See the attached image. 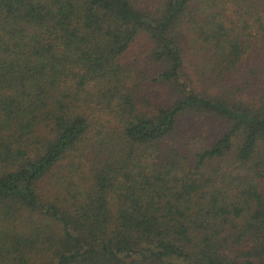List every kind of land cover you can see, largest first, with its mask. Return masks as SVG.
Instances as JSON below:
<instances>
[{"label": "trees", "instance_id": "trees-1", "mask_svg": "<svg viewBox=\"0 0 264 264\" xmlns=\"http://www.w3.org/2000/svg\"><path fill=\"white\" fill-rule=\"evenodd\" d=\"M0 264H264V0H0Z\"/></svg>", "mask_w": 264, "mask_h": 264}, {"label": "rangeland", "instance_id": "rangeland-1", "mask_svg": "<svg viewBox=\"0 0 264 264\" xmlns=\"http://www.w3.org/2000/svg\"><path fill=\"white\" fill-rule=\"evenodd\" d=\"M131 60L133 61V65L134 66H138L141 68H144V65H147L148 60L144 54V51L141 50V48L138 46L135 50V54L132 55ZM160 95V93H159ZM157 95V96H159ZM191 119V120H190ZM192 121H196V123L194 124ZM199 120H196L192 117L190 118H185L184 123H181L180 125V131L184 136V129L187 127V131L188 133L191 135V137H195L198 134L201 133H208L207 131L213 128L210 124H206V121H203L202 123L198 122ZM202 121V120H200ZM191 122V123H189ZM212 132V131H211ZM209 134V133H208Z\"/></svg>", "mask_w": 264, "mask_h": 264}]
</instances>
